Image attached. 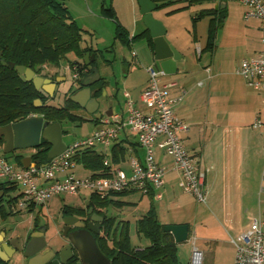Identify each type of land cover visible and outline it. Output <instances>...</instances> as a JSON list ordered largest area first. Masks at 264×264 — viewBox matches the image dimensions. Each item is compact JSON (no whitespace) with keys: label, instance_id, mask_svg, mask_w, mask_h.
<instances>
[{"label":"crops","instance_id":"0c3cea01","mask_svg":"<svg viewBox=\"0 0 264 264\" xmlns=\"http://www.w3.org/2000/svg\"><path fill=\"white\" fill-rule=\"evenodd\" d=\"M207 1L213 4L204 13L208 15L209 21L203 37L198 35V26L194 42L192 38L189 40L192 34L182 37V29L166 26V37L179 52L181 60L178 62L177 73L166 74L163 78L164 83H177L176 87L170 89V97L176 99L184 93L183 100L175 107V114L188 126V131L180 133L179 136L186 150L194 156H200L208 170L207 203L200 204L191 195L183 192L179 186L178 173L171 172L164 178L162 199L154 200L159 204L154 207L161 224L189 227L187 242L190 252L187 264L194 244L204 253L206 264H232L233 261L235 263L236 256L232 239H238L257 220L262 223L264 230V128H253L257 118L264 121V95L250 87L237 74L242 61L261 53L264 46L259 20L245 19V8L240 3ZM136 27L130 34L131 38L145 32L144 23L139 27L137 22ZM211 27L214 46L209 50L207 44ZM142 42L146 44V41ZM95 48L113 52L109 47ZM149 50L152 57L145 55L143 61L137 54V59L133 58L136 65L142 63L146 66L141 71L131 68V63L126 59L100 63L99 75L107 85L100 97L97 96L95 87L92 90L95 91L100 105L98 111L102 115V121L99 124L93 121V130L88 137L103 126L124 125L130 102L143 112L148 111L141 102V95L148 87L149 77L146 70L155 64L154 52L150 48ZM152 60L153 64H146ZM119 64L129 66L128 73L122 76L115 74L112 69L120 70ZM67 67L63 65V70L69 71ZM110 104L112 109L109 108ZM92 117L94 120L95 117ZM115 117L118 120L115 121ZM106 118L109 119V124L103 123ZM114 146L118 147L117 150H122V155L114 166L130 175V159L135 157L141 162L144 159L137 137L123 128L111 146L97 145L95 150L108 156L107 159L111 161ZM156 160L162 167H172V159L160 149H156ZM81 167V171L78 167L75 169L80 177L94 175ZM137 194L143 199L151 192L143 194L132 190L126 197L113 198L128 203L122 216L123 221L130 224H136L140 219L136 217L141 203L134 206L136 204L128 201V198ZM91 197L92 195L85 198L84 203L90 202ZM95 204L99 206L100 203ZM150 207H145L142 216ZM226 253L229 255L228 260L224 257Z\"/></svg>","mask_w":264,"mask_h":264},{"label":"trees","instance_id":"16d2710c","mask_svg":"<svg viewBox=\"0 0 264 264\" xmlns=\"http://www.w3.org/2000/svg\"><path fill=\"white\" fill-rule=\"evenodd\" d=\"M65 1L67 0H0V53L2 52L0 58V127L19 122L30 116H42L50 123L76 122L78 118L73 114V109L81 108L70 100V96L82 89L80 81L85 74L90 73L91 68L108 62L105 58L108 49L98 50L95 46L83 44V33L86 31L80 28L70 15ZM151 1L159 8V0ZM103 14L112 20L117 18L114 9L103 8ZM209 34L207 48L210 50L214 46L213 27ZM117 39L131 48L134 42L144 40L154 52L153 39L147 31L131 38L127 30L118 26ZM87 53L95 54V61L90 66L84 63V56ZM69 55H73L74 60H68ZM7 62H12L16 66L29 67L36 76L51 80L59 88L57 93L51 97L41 89L36 90L32 82H26L24 76L6 65ZM63 65L68 66L72 75V69L77 67L78 79L73 78V83L65 89L63 106L57 107L51 102L56 100L60 91L62 83L57 82V79L64 75ZM106 85L107 82L102 78L95 84L98 97L102 95ZM36 100L41 101V107H35ZM93 121L96 124L101 122L96 119ZM3 143L0 137V149ZM41 147H46V149H35L32 160L45 164L50 160L47 157L50 146L43 141ZM117 148L116 146L112 148L110 156L112 158L111 161L109 160L112 165L117 164L122 155V150H117ZM19 155L14 158V161L21 168L23 155ZM107 157L105 154L98 153L95 147H86L78 150L72 159L77 165L93 172V177H105L110 168L104 164L108 160ZM18 189L14 183H0V193H4L7 206L6 209L0 207L4 219L14 216L9 207L18 204L19 199L7 200V197L10 192ZM131 191L110 193L105 197L93 193L87 209L65 206L62 211L85 217L89 216L88 211L91 208L96 212L95 202L100 203V211L96 213L103 216L104 221L100 233L94 237L101 253L113 260L112 264H181L179 245L171 233L164 231L166 225L159 221L154 205L135 224L138 236L150 242V245L144 249L132 248L131 224L128 221H117L116 218L106 213V207L111 204L121 208L128 206V203L116 201L113 198L126 197ZM149 196L154 200L152 192ZM28 210L33 211V209ZM0 264L7 263L0 261ZM69 264L81 263L75 256Z\"/></svg>","mask_w":264,"mask_h":264},{"label":"built area","instance_id":"2783aa9c","mask_svg":"<svg viewBox=\"0 0 264 264\" xmlns=\"http://www.w3.org/2000/svg\"><path fill=\"white\" fill-rule=\"evenodd\" d=\"M235 1L245 8V19H258L261 26L264 46V0H223ZM137 59V53H132ZM138 63V62H137ZM73 78L78 79L77 67H74ZM148 87L141 95L142 104L148 109L143 112L133 103L127 106L126 123L115 126H103L79 143L68 146L66 151L46 164L32 162L24 169L13 166L0 154V183H14L21 192L18 205L24 209L45 204L51 198L62 195H79L82 191L99 194L102 197L110 193L138 190L143 194L153 193L154 200L162 199L164 178L171 172L179 175V186L186 194L191 195L198 203L206 204L208 190L206 187L208 170L200 156L190 154L184 147L180 133L188 131V126L175 114V107L184 98L170 97V89L176 82L164 83L165 72L153 67L147 68ZM246 83L264 95V50L256 56L244 59L237 70ZM115 121L118 118L115 117ZM102 121V120H101ZM109 124V119L103 120ZM128 129L137 137L138 144L144 152L141 162L130 159L131 173L117 169L109 160L105 165L109 170L105 177H80L75 169L78 166L72 159L76 152L86 147L102 145L109 147L119 132ZM253 128H264V121L257 118ZM156 149H160L172 159V167L165 168L156 160ZM195 239H193V244ZM236 247L235 264H264V230L257 220L238 239H232ZM204 253L195 244L192 246L189 264H206Z\"/></svg>","mask_w":264,"mask_h":264},{"label":"rangeland","instance_id":"374dc122","mask_svg":"<svg viewBox=\"0 0 264 264\" xmlns=\"http://www.w3.org/2000/svg\"><path fill=\"white\" fill-rule=\"evenodd\" d=\"M212 4L213 3L207 0H159V8L153 12V16L157 21L161 22L165 28L167 26L171 29H182V37H187L188 35L192 34L189 40L192 38L194 42L196 26H198V35L202 37L204 36L209 21L208 15L206 16L204 13L205 10L210 8ZM65 6L67 7L70 15L77 22L78 26L86 31L83 33L84 45L93 44L95 47H109V49L112 47L111 50L113 52L105 53L106 60L114 62V60L117 59V62H120V59H126L128 63H131V68L134 67V69L140 71L146 68V66L142 65V63L141 65H136L135 61L133 62L134 59L132 57V53L137 52L143 61V57L145 58V55L152 57L149 47L146 45L147 43L145 44L142 41H136L131 48L117 39L118 26H122L128 31L129 34H132L134 30L137 29V22L139 27L143 25V22H141L142 15L137 0H67L65 1ZM103 8L114 9L117 18L112 20L106 17L103 14ZM137 33H139V29ZM177 37L180 38L179 35H177ZM203 40H205V37ZM191 45H193L192 42ZM74 58L75 57L73 55H69L67 57L68 60H74ZM126 61L125 63H127ZM146 64H153V60ZM114 67H116V65ZM119 68L120 70H116L115 68L112 70L115 74L120 76L124 75V73H128L127 70L129 66L126 64H124V66L119 64ZM63 74L64 75H62V77H59L61 80L60 82L62 83L60 91L56 100L51 102L53 105H57V107L63 106L65 89L70 87L74 81L72 72H70V70H63ZM63 78H65V80H62ZM73 114L78 118L76 122L64 121L61 124L63 130V142L66 145H72L73 143L81 142L82 140L86 139L93 130L92 115L78 108L73 109ZM29 152L30 150L21 151L20 153L28 154ZM0 154L5 156L13 166L19 167L14 161V158L11 157L12 155L4 154L2 149H0ZM77 167L82 168L80 165ZM80 168L79 170L81 171L82 169ZM79 175L77 174V176ZM22 190L23 188L21 187L20 190L18 189L10 192L7 200H12L15 198L20 200ZM91 195L92 193L88 191H82V193L79 195H57L47 201L45 206L41 207L40 205L34 211H29L20 207L18 204H15L9 207L12 213H14V216H12L14 218V223H9L8 227L11 228L12 234H19L24 237L27 231L30 229L33 221L37 220L39 216L40 219L44 218L46 221H50L51 229L48 233V238L55 239V241L53 240L52 242V244H54L58 241V238L55 237H57V233L61 228L58 225V222L61 220V209L65 206L82 207L84 204H86L84 203V199L89 198ZM147 197L143 198L144 201L139 194L128 198V201L136 204L134 206H137V204L141 203L140 208L137 209L139 211L136 218H141L142 214H144L143 212L146 210L145 207L147 205H159L156 203V201L152 200L150 197ZM123 210H126L125 206L121 208L113 204L109 205L105 209L106 213L109 216L116 218L117 221L124 220V217L122 216ZM134 220L135 219L132 221ZM130 237L132 248L144 249L150 245V242L147 239L143 237L140 238L138 236L134 222H132L130 226ZM189 252L190 245L188 242L179 246V260L181 264H187ZM224 257L226 260H228V253H226ZM8 264L28 263L22 261L20 257L16 256L11 259ZM232 264H235L234 261Z\"/></svg>","mask_w":264,"mask_h":264},{"label":"water","instance_id":"95a60500","mask_svg":"<svg viewBox=\"0 0 264 264\" xmlns=\"http://www.w3.org/2000/svg\"><path fill=\"white\" fill-rule=\"evenodd\" d=\"M137 1L141 15L143 16L145 32L147 31L149 33L154 43L155 64L153 68L157 71H163L165 74H176L181 56L176 48L168 41L166 37L167 31L164 25L153 16V12L157 9V6L151 0ZM1 57L2 52L0 53V58ZM94 61L95 54L87 53L84 56V63L86 66H90ZM6 65L10 69H14L19 75L24 76L26 82H32L36 90L41 89L51 97L57 93L59 89L57 84L49 79L36 76L31 68L16 66L12 62H7ZM100 79L98 67L91 68L90 73L85 74L80 81L82 89L70 96V100L73 103L88 114L93 115L97 120H100L102 115L98 111L100 105L92 87L97 84ZM62 80H65V78ZM57 82H60V78L57 79ZM41 106V101L36 100L35 107L39 108ZM109 108L112 109L111 104ZM0 137L4 142L2 149L4 154H11L15 151L38 149L41 146V141L47 142L50 146L47 155L48 159H53L62 155L67 149V145L63 142L61 124L50 123L42 116H30L19 122L0 127ZM31 162V157H28L22 160L21 164L24 168H28ZM89 204L90 202H87L86 207H88ZM88 214L89 222L87 228H84L85 223L83 221L76 225L79 219L75 217H67L64 219L65 229L63 236H68L70 244L59 252L61 259L60 264H68L69 260L73 257L72 248L76 249L81 264L113 263V260L108 259L101 253L94 237V235L100 233L104 217L94 212L93 208L88 211ZM74 225L80 227V229L68 233L71 226ZM164 231L171 233L177 244H183L188 241L189 227L187 225H166ZM45 246L46 241L45 238L42 237L39 239H31L24 248L20 247L18 250H24V257L30 258L28 264H46L54 253L49 252L45 254L46 251L41 252ZM4 247L8 249L5 245ZM0 257L4 262H7L9 259L8 255L3 252L1 248Z\"/></svg>","mask_w":264,"mask_h":264},{"label":"flooded vegetation","instance_id":"af4514ba","mask_svg":"<svg viewBox=\"0 0 264 264\" xmlns=\"http://www.w3.org/2000/svg\"><path fill=\"white\" fill-rule=\"evenodd\" d=\"M77 86H79V85H77ZM42 143H43V141H41V144ZM39 148L41 150H45L46 149V147H41V146ZM2 149H3V145H2ZM20 152L21 151H15V152H13L11 154H8V155H12L11 157L15 158L16 156H20L19 155ZM20 154L23 155V157L21 159V162H22V160H25L28 157H31V159H32V155L34 154V150H30V152L28 154H24V153H20ZM32 162H34V161L32 160ZM32 162H31V164H32ZM17 168H19V167H17ZM21 168H24V167L22 166ZM24 169H26V168H24ZM5 204H6V198L4 197V193L1 192L0 193V207H3L4 209H6L7 206ZM45 204H40V205H41V207H43V206H45ZM40 205H38V206H40ZM38 206H34L33 205V206H31L29 208H26V209L27 210L28 209H33V211H34ZM96 206L97 207L95 208L96 209L95 211L96 212L100 211L99 206L98 205H96ZM76 208L87 209L86 205H83L82 207H76ZM62 209L60 211L61 220H60V222H58V225L61 228H60L59 232L57 233V237H55V238H58V241H57L58 244H57V242L52 244L53 240L55 241V239H53V238L49 239L48 238V233H49V231L51 229L50 221L48 222L44 218L40 219L39 216H38L39 219L37 218V220L33 221V223L31 224L30 229L27 231V233L25 234L24 237L19 235V234H15L14 235V234H12L11 228L8 227L9 223H14V218L12 216H9L6 219H4L3 215H2V209H0V248L9 257L7 262H4L1 259V257H0V261L8 264L11 259H13L14 257L18 256V257H20L22 259V261L28 263L30 258L24 257V255H23L24 250H20L19 251L18 249L20 247L24 248L25 245L31 239H39V238L43 237V238H45L46 246L44 247V249L41 252L46 251L45 254H48L49 252H53L54 253V255L50 257L49 261L46 264H60L61 263V259H60V256H59V252L63 248L67 247L70 244L69 240H68V236L67 235L63 236L64 229H65V224L63 222L64 219H66L67 217H75V218L79 219V221L76 222V225L83 221L85 223V227L84 228H87V224L89 222L88 221V217L89 216L83 217L81 215L67 214V213H64L62 211ZM76 225L71 226V228H70L68 233H70L72 231L79 230L80 227H77ZM4 245L8 249H6L4 247ZM72 253H73V257L69 260V262L71 260H73L75 258V256L78 257V253H77L75 248H72ZM69 262H68V264H69Z\"/></svg>","mask_w":264,"mask_h":264}]
</instances>
